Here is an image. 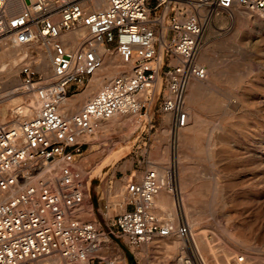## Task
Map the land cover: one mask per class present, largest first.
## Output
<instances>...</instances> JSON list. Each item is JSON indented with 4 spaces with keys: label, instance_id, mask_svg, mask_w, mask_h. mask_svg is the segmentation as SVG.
<instances>
[{
    "label": "built area",
    "instance_id": "1",
    "mask_svg": "<svg viewBox=\"0 0 264 264\" xmlns=\"http://www.w3.org/2000/svg\"><path fill=\"white\" fill-rule=\"evenodd\" d=\"M236 7L264 15V0H0V41L50 46L54 72L47 81L33 65H24L23 83L36 93L39 107L19 125L0 124V191H15L0 203V264H42L56 254L65 264H113L99 254V225L76 216L87 194V176L77 164L85 144L79 135L118 113L148 115L158 79L159 89L167 88L161 108L173 113L174 132L187 126L189 83L207 76L199 62L207 26L219 12L230 16ZM69 33L79 34L74 47L65 38ZM99 45L116 51L131 72L106 83L78 112L62 114L61 103L102 68ZM57 162L62 165L52 182L42 175ZM177 176L175 157L165 179L149 168L128 183L125 210L113 222L119 239L139 246L175 233L190 242L192 228L184 217L176 225L153 210L165 184L181 206ZM237 258L245 263L243 255ZM195 264L204 263L197 257Z\"/></svg>",
    "mask_w": 264,
    "mask_h": 264
},
{
    "label": "rangeland",
    "instance_id": "2",
    "mask_svg": "<svg viewBox=\"0 0 264 264\" xmlns=\"http://www.w3.org/2000/svg\"><path fill=\"white\" fill-rule=\"evenodd\" d=\"M258 16L264 18V15ZM251 22L256 24L253 20ZM233 27L230 16L219 12L207 26L204 45L229 37ZM250 42L243 49L232 50L231 56L224 48H212L210 54L216 59L215 63L218 62V67L207 62L203 64L214 84L203 91L198 104L189 110L188 124L193 125L198 115L200 125L190 130H187L189 125L182 128L181 131H185L182 141L177 139L176 133L170 140V135L164 131L168 113L162 111L161 102L167 93L165 86L156 91L147 110L148 115H139L142 121L134 115L135 129L134 126L131 130L102 128L90 133L89 137L79 138L85 144L77 164L86 173L87 194L84 207L76 216L82 221H94L99 225L104 241L99 253L102 257L113 260V264H195L199 257L195 236L198 243L204 246L200 248L208 264H227L225 254H229V258L243 255L244 264H264L263 27H255ZM34 44L28 45V50L35 57L40 49L45 48ZM112 54L122 62L116 51ZM227 57L229 60L225 62ZM29 64L25 62L23 66ZM127 69V65L122 68ZM21 70L19 80L22 83L14 87L18 88L17 93H8L12 90L11 86L0 82V123H14L25 114L27 92L23 88ZM89 84L61 103L62 113L77 112L102 87L92 90V96L89 95L84 102L77 99L89 91ZM212 96L222 101L219 107L213 104ZM75 100H78L80 109H69V102ZM119 149L121 153L115 156ZM175 157L178 161L176 185L181 206L177 204L175 193L164 188L173 195L179 211L175 224L184 217L192 227L191 243L173 235L156 238L153 240L155 243L130 246L116 236L117 229L113 225L115 217L125 210L128 202V194L125 193L128 183L141 179L149 168H162L166 172ZM118 186L123 189L121 194ZM184 203L188 209L186 212ZM189 211H192L191 214ZM154 212L165 222L169 221L157 208ZM52 259L56 261L50 264H64L59 258L47 259L43 263Z\"/></svg>",
    "mask_w": 264,
    "mask_h": 264
},
{
    "label": "bare ground",
    "instance_id": "3",
    "mask_svg": "<svg viewBox=\"0 0 264 264\" xmlns=\"http://www.w3.org/2000/svg\"><path fill=\"white\" fill-rule=\"evenodd\" d=\"M104 5H105V2H101V6H104ZM258 14L259 13L251 12L248 9H243L241 7H236L230 13V18L234 22L233 32L231 33V35L229 37H227V38H221V39L213 42V44H211V45H209V44H207L206 46L203 45V47L201 49V52H200V55H199V62L206 68L207 76L204 79H199V78H192L191 79V81L189 83V86H188V89H187L186 96H185V103H186L185 107H186L187 111H189L191 108L193 109V106L198 104V98L203 93V91H207L209 89V87L211 86V84H214L213 80L208 78V69L204 65L205 62H207V63L210 64V66H213V67H216V68L218 67V64H217L218 62L215 63L216 59L213 58L211 56V54H210L211 51H212V48H214V47L215 48H221V49L224 48V49H226L229 52L227 55L231 56L232 53H230V52L232 50H234V51L236 50L237 51V50L243 49L244 47L248 46V44L250 42V38L253 36V32L255 30V27H257L258 29H261V27L264 28V18L259 17ZM251 20H253L256 24L254 25L251 22ZM242 26H244L243 29L241 28ZM78 36H79L78 33H69V34H67L65 36V38H67L68 40H70L72 42V45L70 47H74L76 45ZM37 44H40L46 50L45 49H40V51L38 53L39 55L34 57L33 54L30 53L29 50H28V47H30L28 45L33 46V45H35L34 43H18V42H16L13 39L0 41V82L8 84V85L11 86L10 89H12V90L10 92H8V93H17L18 92V88H14V87L19 85L20 83H22L19 80V71L21 69H23V63H25V62L26 63H30V64H35L36 65V66H34L35 68H37L39 71L45 72L47 81L52 80L54 78L53 64H52V56H53L52 50L50 49V46L44 44L43 42H38ZM98 48H99V53L103 57V66L90 79L91 83L89 82L90 83L89 84L90 85L89 86L90 87L89 91H87L84 94H81L79 96L81 98H77V99H82L83 102H84V99L86 100V98L89 97V95H91L90 93H91L92 90H94L95 88H97V87H99L101 85L103 87L106 83H108L112 79H114L117 76V74L115 76V73H118V75H120V74H123V73H130L131 72V67H132L131 64H127V63H125L123 61L121 62V61L117 60L116 56H114V54H112L113 51L106 50L103 45H99ZM228 60H229V57H227L225 59V62H227ZM125 65L128 66V69L127 70H122L123 66H125ZM212 69H211V71H212ZM215 74L218 75L220 73L216 72ZM160 83H161V81H160V79H158L156 87H155V90L159 89ZM23 88H24L25 92H27V94H26V106H25V110H24L25 114L21 115L22 116L20 118L21 120L12 123V125H19L22 121H25L27 119H31L35 115H33L31 117H27V118H25V117L29 116L30 114H33L34 112H36L38 107H39V100H38L37 95L32 93V92H28L26 90V87H25L24 83H23ZM212 98H214L212 101H213V104L215 105V107H219V103L220 102L222 103V101H220L218 99H215L214 96H212ZM90 99H88V100H90ZM69 105H70L69 109H71V108L78 109L79 108L78 100H75L73 102H69ZM80 105H81V103H80ZM18 111L20 113H23V111L21 109H18ZM76 111L78 112L79 110H76ZM60 112H61V109H60ZM167 113L168 114L166 116V125H165L164 131L166 133H168L167 135H170V140H172L173 136L175 134V132L173 130H171V127H170V121H171V118L173 116V113L172 112H167ZM62 114H64V113H62ZM64 115H68V114H64ZM134 115L136 117H138L142 121L141 117L138 114H134V113H118V114H115L114 116H112V117H110L108 119H99V120L94 121L95 122V127H94V130L92 132H95L97 129H102V128H106L108 130H115L117 128H120V129L128 128L129 130H131V129H133V126H134V129H135L136 126H135V121H134V118H135ZM200 119H199V116L197 115L196 119H195V122L193 121L194 124L192 123L193 125L190 126L189 124H187V125H189V126H187V130H190L192 128L198 127L200 125ZM188 123H189V119H188ZM0 124H5V123H0ZM181 130H182V128L179 129L177 131V133H176L177 139L179 141H182L184 139L185 131L183 133V131H181ZM92 132H86L85 134L81 133L79 135V138H82V137H85V136L89 137V134L92 133ZM187 135H189V134H187ZM211 139H213V138H211ZM211 147H213V146H211ZM119 153H121L120 149L117 150L115 156H117ZM258 156H259V154H258ZM61 165H62V162H57L54 166H52L51 168H48L47 170H45L42 176H44L48 180L54 182L55 174H56V172L58 171V169L60 168ZM78 168H80V167L78 166ZM157 171H158V174H159L160 178L165 179V177H164L165 174L163 175L165 170H163L162 168H158ZM164 187H167L170 191H172L170 189L169 185L165 184L164 186H162V188L158 191V193L154 197V208H157L164 216H166L169 219V221H167V222H172V223L175 224V222L178 220L177 218H178L179 211H178V208L176 206V203H175V200L173 198V195L171 193H169L170 191H168V192L165 191ZM118 188H119L118 191L121 194V191L123 189L121 188V186H118ZM14 192H15L14 190H11V191H0V203L4 202L6 199L11 197L14 194ZM172 192H174V191H172ZM126 193L128 194L127 188H126ZM128 199H129V197H128ZM183 207L185 209L184 211L186 212L188 209H186L187 206L185 205V203L183 204ZM154 208H153V210H154ZM191 212L189 211V214H191ZM188 220H189V218H188ZM173 235L179 236L180 239L182 238L184 240H187L186 238H184V237H182V236H180L178 234H175V233L170 235V236H173ZM167 237H169V236H167ZM156 238H160V236H157V237L153 238L151 241L146 242V243L148 244L150 242H154L153 240L156 239ZM192 239H193V231H192V236L190 237L189 241L191 242ZM194 240H195L196 245H197L198 255L200 257L199 259L204 264H208L205 256L201 252V249L204 246L200 245L201 243L200 244L198 243V239L195 236H194ZM156 241H158V240H156ZM199 241H200V239H199ZM178 242H179V240L176 241V243H178ZM205 243H207V241ZM245 243H246V241H245ZM201 246H202V248H200ZM208 247H210V246H208ZM207 253L208 252H206V254ZM209 253H210V251H209ZM237 257L233 256V257L229 258V254H225L226 263L227 264H244V263L239 262ZM51 258H59V259H61L64 262V259L58 254L43 259V262L46 261L47 259H51ZM232 258H234L233 262L231 260ZM55 261L56 260L52 259L51 262L47 261V262L42 263V264H50V263H54ZM249 263H250V260H249Z\"/></svg>",
    "mask_w": 264,
    "mask_h": 264
},
{
    "label": "crops",
    "instance_id": "4",
    "mask_svg": "<svg viewBox=\"0 0 264 264\" xmlns=\"http://www.w3.org/2000/svg\"><path fill=\"white\" fill-rule=\"evenodd\" d=\"M188 113H189V111H188ZM172 119H173V116H172L171 121H170L171 127H172ZM172 129H173V127H172ZM150 140H151V136H150ZM138 180H140V179H138ZM125 193H126V189H125Z\"/></svg>",
    "mask_w": 264,
    "mask_h": 264
}]
</instances>
